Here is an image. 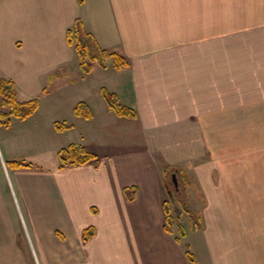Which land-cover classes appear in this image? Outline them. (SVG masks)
I'll list each match as a JSON object with an SVG mask.
<instances>
[{"label": "crops", "instance_id": "0c3cea01", "mask_svg": "<svg viewBox=\"0 0 264 264\" xmlns=\"http://www.w3.org/2000/svg\"><path fill=\"white\" fill-rule=\"evenodd\" d=\"M76 20L130 67L94 63L83 75L66 40ZM0 78L14 82L20 101L39 99L19 126L37 123L40 98L67 90L74 107L83 102L92 112L76 116L89 128L77 144L96 156L112 151L96 166L59 169L62 148L48 151L35 141L37 130L16 134L13 121L0 127V264H26L20 218L30 222L38 264H191L185 242L163 228L162 166L183 168L201 190L212 188L201 145L221 154L224 128L238 136L233 185H264V141L252 139L255 128L264 134V0H0ZM102 89L137 119L109 110ZM18 157L31 167H6ZM127 188L135 189L132 200ZM88 227L96 233L83 243ZM219 236L203 243L201 258L192 252L196 264H264V233H247V244L234 247Z\"/></svg>", "mask_w": 264, "mask_h": 264}, {"label": "rangeland", "instance_id": "374dc122", "mask_svg": "<svg viewBox=\"0 0 264 264\" xmlns=\"http://www.w3.org/2000/svg\"><path fill=\"white\" fill-rule=\"evenodd\" d=\"M77 74L78 72H74L72 76L76 77ZM53 92L54 93H50L51 95L48 94L40 98L41 108L35 118L37 122L36 124H22L24 126L21 127L16 124L20 123L19 119H12L13 123H15L14 133L25 135L37 130L38 137L35 141H40L42 145H46L48 151L57 146H59L60 149L69 144H77L79 133L82 131H85L86 133L89 129L86 125L82 124L80 122L81 119L76 118L73 113L74 99L71 92L67 90L64 92L55 90ZM55 121L65 125L67 129L62 133H58L53 125ZM261 131H263V128H255V132L257 133L252 139L256 143L264 141V134H262ZM237 137L235 129L224 128V141L221 146V154L217 145H201L203 147L201 153L202 155L205 153L204 155L208 156V165H211L213 169L212 178L215 183L212 188L206 189L205 191L201 190L199 184L193 183L188 176L192 185L186 188L184 192V198L187 202L186 208L196 211L202 217L203 226L200 230H197L200 232L193 231L190 219L185 212L180 210L177 211L180 215L179 221L186 233V237L182 240L189 244L191 252L195 253L199 258H201V254H203V243H218L219 240L217 237H220V234H223L224 237L227 238L224 242L229 243V247H234V244L237 245L239 242L245 245L247 244V233L251 234L255 231L261 236L264 233V190L249 191V188H264V185L256 186L255 184L248 186L247 183L243 182L233 185L232 182L233 177L230 169H232L233 161L230 156L232 153L233 141ZM252 139L250 138L251 141ZM244 142H247V138ZM90 146L93 150H96L94 144H91ZM245 146H248L247 143L244 144V147ZM105 154H112V151H110V153L97 154V160L90 164L93 166L98 165ZM216 155L218 158L221 157L222 159L217 160ZM18 158H20L17 159L18 161L23 160L21 157ZM216 167L224 168V171L228 175H218L214 170ZM227 169L230 170V172ZM256 179H258V177H256ZM167 181L169 188H171L173 183L180 184L177 177L174 182L170 180ZM163 189L166 192L164 186ZM167 199L168 197L166 194L165 201ZM253 217H255L256 223L251 224L250 222H252ZM172 232L174 235L178 236V230L176 227L172 229ZM17 241L25 246L26 255H23L21 259H23L26 264L42 263L43 257L35 250L34 236L31 231L30 222L27 221V219L25 222L20 218V228ZM256 241L258 242L259 240L256 239Z\"/></svg>", "mask_w": 264, "mask_h": 264}, {"label": "trees", "instance_id": "16d2710c", "mask_svg": "<svg viewBox=\"0 0 264 264\" xmlns=\"http://www.w3.org/2000/svg\"><path fill=\"white\" fill-rule=\"evenodd\" d=\"M79 5L84 3V0H77ZM66 40L69 46L73 47L79 61V69L83 75L91 72L94 63H98L101 67L106 68L107 62L111 61L112 67L116 70H121L130 67L129 61L122 55L116 52H110L101 48L95 41L94 37L88 33L83 27L81 21L76 20L73 27L66 32ZM54 73L52 77L56 76ZM101 96L107 104L109 110L121 118L137 119V113L119 102L117 96L108 92L105 89L101 90ZM39 108V99L34 98L27 101H20L17 97L15 84L13 81L0 78V127H9L12 119L26 120L30 118ZM73 113L75 116L84 119H90L92 112L90 108L83 102L78 103ZM54 127L58 131H63L67 127L65 125L54 123ZM58 168L64 169L72 166H83L97 160V156L87 151L84 147L76 144H70L58 151ZM7 168H28L31 164L23 161L6 162ZM163 182L166 188L168 199L163 203L164 213V230L172 234L174 227L178 230V236L175 240L181 243L182 239L186 237V233L182 224L179 221L180 215L177 211L185 212L191 223L193 231L200 230L203 226L202 217L196 211L186 208L185 190L192 185L187 172L183 168L171 167L169 165L162 166ZM176 177L179 183H173L171 188L168 187V181L174 182ZM131 192V195L129 194ZM135 189H125V195L128 200L133 199ZM95 229L93 227L86 228L81 236L83 243L89 241L95 236ZM185 249V256L191 264H196V258L190 250L188 243L183 244Z\"/></svg>", "mask_w": 264, "mask_h": 264}]
</instances>
